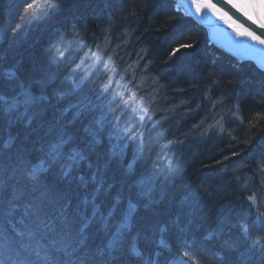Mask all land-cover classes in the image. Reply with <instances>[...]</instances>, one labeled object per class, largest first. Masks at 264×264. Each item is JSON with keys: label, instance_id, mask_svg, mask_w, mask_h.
<instances>
[{"label": "trees", "instance_id": "16d2710c", "mask_svg": "<svg viewBox=\"0 0 264 264\" xmlns=\"http://www.w3.org/2000/svg\"><path fill=\"white\" fill-rule=\"evenodd\" d=\"M77 1L80 2L10 0L15 5L11 9L6 6L4 14L14 10L15 6L20 8V12L17 11L13 17L0 15V26L3 22L5 24L0 31H7L0 42L3 49L0 50V64L4 63L0 69V91L5 92L4 98L0 96V126H6L10 131L16 129L20 135L21 130L29 125L31 134H37L28 141L30 147L43 149L36 138L45 140L41 141L43 145L50 138L47 128L61 132L63 125L65 130L61 133L71 135L73 143L82 153H79L80 157L83 156L86 162L84 168L96 166L98 175L106 178L103 182L105 186L96 190L93 182L89 181L91 175L86 172L89 170L65 175L60 166L53 164L40 170L35 166V160L39 159L35 152L29 153L34 156L36 172L33 175L29 172L30 167L22 176L15 169L11 172L5 170L6 177L16 179L15 175H19L20 187L30 189L36 197L25 200L18 197L20 204L15 206V201L8 204L13 205L8 210L11 214H0V264H264V219L256 215L253 201L248 197L250 192L247 194L241 189L245 183H264V171L260 166L264 163V72L247 62L251 69L241 74L239 71H246L239 66L242 63L221 50L215 49L218 59L213 61L208 54L213 48L207 50L204 46L200 47L206 32L198 36L201 39L188 35L191 24L194 28L202 27L193 23V18L174 11L172 0ZM104 6L109 7L111 15L99 17L98 14L104 12ZM76 14L81 17L74 21L85 27L87 35L83 34V39L89 41V46L93 38L89 32L112 18L114 22L127 24L134 35L143 37L144 44L147 42L152 50L143 58L145 62L155 59L157 63L158 60L157 67L163 68V76L174 84L169 90L172 99L192 96L188 105L195 109L198 97L193 94L201 95L202 91L207 92L206 86H210V96L212 94L216 99L220 93L222 98L225 94H233L234 100L226 102L240 108L232 116L220 118L225 123L223 133L214 132V129L204 132L203 143L196 140L198 136L189 134L197 129L196 123L205 126L210 118L205 115L208 108L205 110L203 104L200 108L205 110L202 115L188 113L175 121L181 122V126H176L179 129L175 133L168 132L170 129L164 131L167 134L153 144L161 146V149L169 145V152L174 150L175 157L178 155L176 163L185 165L179 173L176 168L154 172L150 198L145 195L146 199L143 196L140 200L122 182L135 177L144 179L152 173V169L147 168L150 162L145 160L143 167H131V173L136 175L120 178L124 164L116 163L118 159L114 155H110L109 159L107 156L109 131L106 128L101 131L100 127L91 131L87 116L83 121L68 123L69 118L77 116L70 115V111L67 116V111H63L69 100L65 97L61 101L55 100L58 97L56 86L67 75L65 66L72 63L73 57H66L62 64L50 65L47 49L50 47L51 50L50 41L68 29L70 16ZM31 18H37L34 26H28ZM188 36L194 40L192 43H188ZM181 42L187 46H181ZM8 71H11V76L6 75ZM206 71L212 75L207 77ZM20 76L33 81H49L58 77L47 85L32 84L34 87L31 90L39 92V95L40 92L47 93L42 90V86H46L49 102L39 104V96L31 91L33 96L30 101L34 102V106L22 111L21 97L18 109L9 111L12 107L10 95L15 91L11 92L10 85L19 86L11 78L18 81L16 77ZM215 78L219 79L217 86L216 80L213 81ZM175 108L180 116L181 109ZM165 124L161 125L162 130L168 128L169 125ZM56 133L50 142L57 136ZM173 135L176 141L169 144L174 139ZM185 137L186 141L179 144ZM98 138H107L108 143L101 147ZM156 148H149L152 156L161 151ZM70 150V147L66 148L64 153ZM22 163V166L25 165L24 160ZM71 178L81 182L84 186L82 192L72 190ZM112 180L120 182L128 196L121 201L115 199L111 205L113 195L120 190V186ZM98 191L110 193L100 195ZM160 196L164 197L162 202L157 198ZM7 197L0 201L5 203ZM129 197L131 199H127ZM180 199L185 201L186 206L180 204ZM146 200L150 207L141 208L140 204L143 205ZM177 205L181 206L178 211ZM14 207H19L15 214ZM168 231L176 234L171 237ZM166 242L172 243L174 248L166 249Z\"/></svg>", "mask_w": 264, "mask_h": 264}, {"label": "rangeland", "instance_id": "374dc122", "mask_svg": "<svg viewBox=\"0 0 264 264\" xmlns=\"http://www.w3.org/2000/svg\"><path fill=\"white\" fill-rule=\"evenodd\" d=\"M13 1L17 2V0ZM68 1L72 3L80 2L77 0H60V2L66 3H68ZM172 3V8L174 9V11L182 12L186 15V13L184 12L185 8H183L179 0H172ZM108 8L109 7L104 6L102 10L104 12H100L98 14L99 17L104 15H111L112 11ZM4 9L5 8L0 9V15L6 17L5 15H7V13L4 14ZM70 17L71 18L69 19V24L71 25L67 27L68 29L64 28L65 30L62 31L63 34L61 36H58L53 41H50L49 46H51L52 51L49 50L50 47L47 49L49 52V59L50 61H52V65L62 64L66 57H73L72 63H68L67 66H65L66 70L68 71L66 73L67 75H65L62 82L58 84V86H56V90L61 91L62 94H64V92H67L64 97L69 101L66 102V105L63 107V111H67V116L69 114L77 115L76 117H74V119L73 117L69 118L70 121L67 122L71 123L76 120L83 121L84 117L86 118L87 116L90 120L89 128L91 129V131H97L99 127L102 131V129L109 127V143L107 142V138H98L97 141L98 145L100 144L101 147L105 146L108 143V159L110 158V155H114L116 159H118L117 161L115 160L116 163H119V165L124 164V166H122L121 172L119 173L120 178L133 174L131 173L133 169H131V167H143L146 164V162L144 161H149L150 164H148L147 168L152 169L151 174L145 176L144 179L135 177L133 178V180L122 181L127 186V188L132 190L134 196L140 197V200L143 196L145 197V195L149 197V195L152 194L150 190L152 189L154 172L158 170L165 172L167 171L166 169L170 171L176 168V172L179 173L185 165L181 162L176 163L178 155H176L175 157L174 150H171L169 152L167 148L169 145L166 147V149H161V146L155 145L153 143H156L160 138H163L165 134H167V132H164L168 131L167 129H170L168 132L175 133L177 129H179H176V126L179 127V125L181 124L180 121V123L175 121L182 119L184 115H187L188 113H193L194 116L202 115L203 111H205L207 108L208 109L205 115L210 116V118L208 119L207 124H205L206 127L204 125H201V123L200 125L196 123L195 128L197 127V129L193 130V132H189V134L193 135L194 137L198 136L196 140L203 143L204 140L202 139L205 138L203 134L204 132L214 129V132L223 133L225 123L222 122L220 118L226 119L228 118V116L230 117L232 116V114L237 113L240 109H238L236 104L234 106L230 104L234 100L235 96L227 92L228 94H225V98H222L220 96V93V95L216 94L217 96L215 99L212 94L211 96L209 94L210 86H206L207 92L202 91L201 95H198L197 93L193 94L199 99L197 98V101L195 102L197 104L195 109L190 108V106L188 105V101L191 100L192 96H190L188 99H179L174 97L172 99L171 95L169 94V90L171 88L170 85H172L173 82H169L163 76V68L159 69L157 67L158 60L157 63L155 59L150 62H145V58L143 57H145V55H148V53L152 51L151 46H149L147 42L146 45L144 44L142 40L143 37L134 35V32H132V29L129 28L127 24H125L124 22H114L113 18L111 17L112 20L110 22L108 21V23H105L103 26L100 25V27L97 25V27L93 29V31L89 32V34H91L93 37L91 39V45L89 46V41L83 39V34H86L85 27L83 28L81 24L74 21L81 16L76 14L71 15ZM36 19L37 18H31L28 21V26H34L33 24L36 23ZM201 27L202 28H195V30H191V32H188V35L191 36L193 34L192 36L194 39H201V37L198 36H201L204 32H206L205 28L203 26ZM6 33L7 31H0V42L2 40L1 37L6 36ZM184 36L186 38L187 34ZM205 37V41L203 42V44L200 43V47L203 48L204 46L205 49L207 48V50L212 47L214 49L216 44H213L209 37ZM189 38L190 37L188 36V43H192V41L194 40H190ZM180 44H182L181 46H187L182 42ZM181 46L178 48H181ZM208 54L211 56L213 61L218 59L217 53H215L213 50ZM228 54L230 53L228 52ZM233 58L235 60H239L242 63L239 66L242 69L246 70L239 71L241 74L242 72H248V69H251L249 68L250 65L247 64V62L251 63L257 69H261V71L264 72V69L253 60H242L238 59L237 57ZM10 72L11 71L6 72V75L11 76L12 73ZM237 73L238 70L236 72V75ZM211 75L212 73L210 71H206L207 77H210ZM16 79H18V81H16L15 78H11V81L16 82L19 86L16 88L17 85H13V87H11L10 85V89H13L11 90V92L15 90V93L12 92L13 94L10 95L9 103L12 107L10 108L9 106V111L18 109V103H20L21 97H23V107L21 108L22 111H26L28 107L30 109L31 105L34 106V102L30 101L31 96H33L32 92H35L37 96H39V104L42 105L44 104L43 102L48 103L49 90L44 87H46L45 85L51 83L52 79L55 80L58 79V77H52V79L50 78L49 81H33L27 78V82V80L22 76H20L19 78L16 77ZM162 79L167 83L165 84ZM215 80L216 78L213 79V81ZM218 81L219 79L215 81L216 86L217 83H219ZM34 82L40 83L39 85L45 84L44 86H42V90L47 91V93L45 94V92H40L41 95H39V92L31 90L34 87L32 85L34 84ZM167 85H169L168 90ZM68 93H70L69 97H67ZM0 96L1 99L4 98L5 92H1ZM226 101H230V103ZM202 104L205 110H200ZM175 107L181 109V117L179 116V114H177L178 110ZM3 108L4 111H7L5 107ZM69 111L70 113L68 114ZM54 120L57 121V116H55ZM163 123H167L165 125H169L168 128H164L162 130L161 125H163ZM28 128H30L29 125ZM28 128L25 130L22 129L21 134L19 135L16 129L10 131V128L8 127L0 126V174L5 173V170L11 172L13 169L12 166H14V164L22 166V161L24 160V166L28 168L30 167L29 172L31 175H33L36 172L34 163L37 161L35 166L38 169L45 170V168L48 167L49 164H53L55 166H60L65 175L70 172L78 173L80 171L84 172V170H89L86 171L88 176L91 175V180L89 181L93 182L96 190H102L101 187L102 185H104L103 182L104 180H106V178H104V176L98 175L96 166H94V168L92 169H88L86 167L84 168L86 162H84L85 160L83 159V156L80 157L77 150L78 146L73 143L71 135L66 132L61 133L65 130L63 125H61L60 127L61 132H59V130H54L52 127L47 128L46 133L47 135L50 134V138L48 142L44 143L43 145L42 143L45 140H39V137L38 139L36 138V140H38V144L41 145L43 149H40V147L35 149L34 147H30V143L28 141L33 139V137H35L37 134L33 133L32 135L31 129ZM55 133L59 137H53L50 142L51 137ZM212 136L214 135H210V137ZM66 137H68L69 139L65 140ZM174 140L175 137L174 139H171L169 141V144H172ZM185 141L186 137L182 139L179 144ZM69 147L71 148V150L68 153L65 152V154L64 150ZM148 147L151 150H154L155 147H157L156 150L161 151L158 154L152 156ZM33 152L38 154L37 156L39 157V159H36L35 162L34 156L29 154ZM179 160L182 161L183 159ZM260 166H262L261 171L263 172L264 163ZM127 167H129V171ZM236 168L238 169L239 167ZM18 174L22 176L23 173L18 172ZM64 174L61 173V176H65ZM165 174L168 175L167 172ZM15 177L16 179L19 178L17 180V183L19 182V184L21 185L22 183L20 182L19 175H15ZM162 177L165 178V176ZM7 179L15 180L12 179V177H8ZM69 181L72 184L73 191H83L84 186H82L81 182L78 183L77 181H72V178ZM4 183V181L1 183V190L3 191L4 189V192L5 190L6 192L11 191L10 189H8V185L5 186ZM112 183H114L115 185H119L120 190H123V192L121 193V191L119 190V193L113 195L111 205L113 204L115 199L118 198L121 201L124 196H128V193L124 192L127 190L122 188L123 185H121L120 182H113L112 180ZM241 189L244 190L245 193L247 191V194L250 192L248 194V197L249 200L253 201V209L256 212V215L264 219V183L262 181L258 184L257 182H254L253 184L245 183L244 185H242ZM87 191H89V189H87ZM100 192L98 193L100 195H106L110 193L107 191H102L101 193ZM115 195L118 197H116ZM3 198L4 197H2L1 193L0 200H2ZM157 198H160L161 201L159 202H162V199L164 197L160 196ZM5 199L6 202L8 200V203L0 201L1 216H7L11 214L10 212H8V210L13 208V205L8 204L14 201L15 206L16 203L20 204V202H18L17 200L18 196L15 191L13 195H10ZM127 199L131 198L129 197ZM147 201L148 200H146L145 203L142 202L143 205L140 204L141 208L146 209L149 205H151L148 204ZM179 202L181 205L186 206L184 204V200L182 201V199H180ZM18 208L14 207L13 214L18 212ZM25 208L26 207H24L23 209ZM180 208L181 206L177 205V211ZM20 209L22 208L20 207ZM129 216L131 215L129 214ZM171 247L174 248V245L172 243H165L166 249H172Z\"/></svg>", "mask_w": 264, "mask_h": 264}, {"label": "bare ground", "instance_id": "6f19581e", "mask_svg": "<svg viewBox=\"0 0 264 264\" xmlns=\"http://www.w3.org/2000/svg\"><path fill=\"white\" fill-rule=\"evenodd\" d=\"M9 1L10 0H0V9L5 8L6 6L7 9H11L15 4L10 3ZM184 2L187 7H189L195 15L202 18L207 23L208 28H210L209 39H212L211 41L216 44L215 48L212 50L215 51L217 48H222L221 50L225 53L227 52L224 50L225 47L228 49L232 48L234 52L236 51V53L243 58L249 56L256 59L264 68V0H184ZM17 7L18 6H15L14 10H9L6 16L13 17L16 15L17 11L20 12V8L17 9ZM184 8L186 15L192 18V16L188 14L186 7ZM192 22L197 24V26H200V24L195 22L194 18ZM1 26L5 27L4 22L1 23ZM189 29L195 30L194 25L191 24ZM205 30L207 32V37H209L207 28H205ZM0 50H3L1 46ZM215 52L218 53V51ZM3 60L6 61V59ZM2 64L4 63L0 64V69ZM50 65H52V63H50ZM7 81L9 82L10 79ZM56 94L58 97H55V100L60 99L61 101L67 92L62 94L61 91L56 90ZM69 94L70 93H68L67 96H69ZM38 109H42V107H39ZM106 130L109 131V127H107ZM57 137L59 136H56L55 138ZM68 139L69 138L66 137L65 140ZM77 150L82 154L79 149ZM12 168L15 169V172L17 173H27V167H24V165L19 166L18 164H14ZM7 178L8 177H6L5 173L0 174V180L6 181L4 185H8V189L11 190L7 192L5 190L4 192L3 189L2 191L0 183V195L2 193V197L13 195L14 191L19 198L24 200L36 197L35 193L29 191L30 189H22L16 179L9 180ZM44 213H46V211ZM171 225V227L175 229L174 224ZM167 234L173 237V234L176 233L168 231Z\"/></svg>", "mask_w": 264, "mask_h": 264}, {"label": "water", "instance_id": "95a60500", "mask_svg": "<svg viewBox=\"0 0 264 264\" xmlns=\"http://www.w3.org/2000/svg\"><path fill=\"white\" fill-rule=\"evenodd\" d=\"M180 1V3L182 4V6H183V8L184 7H186V9H187V11H188V14L190 15V16H192V18H194V20L198 23V24H200L201 26L203 25L205 28H207V30H208V36H209V38H210V28H208V25H207V23L202 19V18H200L199 16H197V15H195L191 10H190V8L189 7H187V5L185 4V2H184V0H179ZM212 40V39H211ZM212 43L214 44L215 42H213L212 41ZM222 49V48H221ZM224 50H226L227 52H229L233 57H237L238 59H242V60H247V59H250V60H253V61H255V62H257V60L256 59H254V58H251V57H249V56H247V58L245 57V58H243V57H241V56H239L237 53H236V51L234 52V50L231 48V49H228L227 47H225L224 48ZM259 62V61H258ZM257 62V63H258ZM259 65H260V63H258ZM261 66V65H260ZM262 67V66H261ZM263 68V67H262ZM264 69V68H263Z\"/></svg>", "mask_w": 264, "mask_h": 264}]
</instances>
